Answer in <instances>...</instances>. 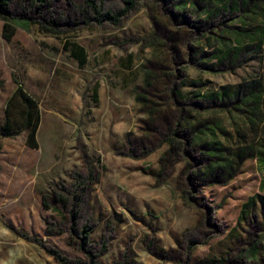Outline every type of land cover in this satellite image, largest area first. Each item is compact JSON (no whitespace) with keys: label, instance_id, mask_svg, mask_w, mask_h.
Segmentation results:
<instances>
[{"label":"rangeland","instance_id":"1","mask_svg":"<svg viewBox=\"0 0 264 264\" xmlns=\"http://www.w3.org/2000/svg\"><path fill=\"white\" fill-rule=\"evenodd\" d=\"M185 1V7L177 3L175 17L169 0H142L117 28L58 34L25 17L13 23L11 40L0 19V264H60L21 231L69 258H84L67 245L66 234L46 235V220L61 217L45 209L42 195L59 182L70 184L71 173L87 166L98 177L89 195L94 251L104 233L113 232L101 264H114L126 250L131 264H264V0H205L209 6L201 7ZM153 18L181 31L190 26L193 48H184L175 66L186 74L181 96L212 99L195 109L198 122L218 125L205 139L228 148V160L241 153L226 183L189 186L193 205L178 185L187 162L159 174L167 145L144 158L122 154L144 118L135 89L154 52L147 43L122 41L161 38ZM237 49L243 51L237 60L219 65ZM19 85L37 102V148L27 144L30 130L18 98L10 108L11 131L3 134L7 102ZM245 85L247 100L240 103L234 95Z\"/></svg>","mask_w":264,"mask_h":264},{"label":"trees","instance_id":"2","mask_svg":"<svg viewBox=\"0 0 264 264\" xmlns=\"http://www.w3.org/2000/svg\"><path fill=\"white\" fill-rule=\"evenodd\" d=\"M142 0H0V19L4 21V37L11 40L15 25L25 17L36 21L41 30L58 34L74 30L77 27L98 26L102 28H117L137 9ZM180 2V3H179ZM171 13L175 17L176 5L186 6L185 0H169ZM196 7L206 4L205 0H192ZM16 5L15 12L12 5ZM212 19V15H208ZM157 31H161V38L157 35L144 38H127L122 43L144 42L153 46V56L143 64L144 81L135 89L136 102L140 112L144 115L138 134H129L124 141L122 154L132 158H144L156 149L167 145L161 159L159 174L168 175L174 170L177 162H187L186 167L179 174L178 185L184 191V199L188 205H193L190 187L197 182L226 183L231 179L240 166V152L226 158L225 151L229 149L221 142L207 141L205 137L215 135L218 127L215 121L198 122L195 109H206L212 99H184L181 96V86L186 74L176 72V65L184 56V48L192 47L194 36L191 28L180 30L168 23L158 25L153 18ZM210 24V21H208ZM142 40V41H141ZM238 50V51H237ZM229 51L219 61V65L231 63L243 53L242 49ZM168 53V54H167ZM17 82V79L14 78ZM256 85V82H254ZM249 87L241 86L234 95L235 100L244 103L247 100ZM20 99L24 105V121L30 132L27 144L37 148V130L40 121L37 102L23 89L17 87L7 102L6 119L3 134L11 131V111L15 99ZM196 160L195 163L189 161ZM70 178L72 182H59L52 189L42 195V202L47 210H52L61 217V221L46 220V235H67V245L84 255V258H69L59 249L46 244L42 238L19 232L24 239L42 246L60 264H101L100 255L108 251L112 230L104 233L98 244V251L90 242L95 228V221L89 206V195L98 177L92 167L74 170ZM190 186V187H189ZM198 205H196V209ZM255 240L253 239L251 243ZM114 264H131L128 250L124 251L121 259ZM202 264H229L224 260H209Z\"/></svg>","mask_w":264,"mask_h":264}]
</instances>
